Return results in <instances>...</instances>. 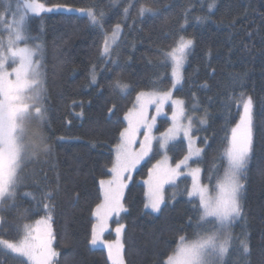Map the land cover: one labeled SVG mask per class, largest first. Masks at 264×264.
<instances>
[{"label": "trees", "instance_id": "1", "mask_svg": "<svg viewBox=\"0 0 264 264\" xmlns=\"http://www.w3.org/2000/svg\"><path fill=\"white\" fill-rule=\"evenodd\" d=\"M16 2L12 0L13 10ZM39 2L68 5L73 10L29 15L28 43L41 46L47 114L44 121L29 120L26 129L28 139L42 140L49 151L23 162L15 199L0 203V217L5 221L0 225V239L18 242L24 224L33 228L47 218L49 213L42 207L47 203L51 206L52 246L58 254L53 264H110L107 251L91 244L93 212L102 200L99 181L111 176L113 149L136 95L152 91L159 77L163 79L157 88L171 89V67L162 66V53L174 45L178 35H184L194 44L183 82L174 95L185 101L188 115L194 117V135L204 150L194 164L202 168L204 183L208 184L213 161L223 151L226 131L230 134L243 112L241 93L253 101V147L242 179L243 211L232 226V250L224 264H264V0H215L211 12L207 11L211 0H133L135 7L127 17L123 9L129 0ZM93 5L97 13L103 10L106 14L105 32L110 33L117 23L123 29L112 55L115 63L106 68L99 58L103 33L79 11ZM141 5L152 7L155 14L139 16ZM185 9H190L187 17ZM4 12L5 2L0 0V15ZM197 16L208 19L199 22ZM6 19L11 22L10 12ZM7 33L0 22V40L4 42ZM93 64L97 65L96 84L89 77ZM117 79L130 85L127 94L114 90ZM201 118L207 122L201 124ZM169 123V118H162L159 130ZM186 151L184 140L170 147L174 161ZM158 156L155 153L128 181L127 211L116 220L125 225V264H160L179 235L192 237L197 214L185 192L190 188L189 178L167 188L159 213L145 208L144 180ZM49 192L52 199H44ZM244 239L250 248L246 255L240 248ZM0 264H21V260L0 251Z\"/></svg>", "mask_w": 264, "mask_h": 264}, {"label": "snow or ice", "instance_id": "2", "mask_svg": "<svg viewBox=\"0 0 264 264\" xmlns=\"http://www.w3.org/2000/svg\"><path fill=\"white\" fill-rule=\"evenodd\" d=\"M5 12L0 15V22L4 24V30L8 31L9 37L5 47L0 40V202L14 200L21 184L22 164L25 160L36 156L39 152L47 153L49 146L42 140L33 142L28 139L26 123L31 119L44 121L47 109L43 106L44 96V72L42 64L41 46H29L30 37L28 32L29 13L39 16L41 13L53 11V8L46 7L45 3L39 0H17L15 9H12V0H4ZM116 0H113L115 3ZM216 6L215 0L207 4V11L211 12ZM59 8L60 6H56ZM135 7L133 0L123 9L127 17L130 10ZM203 7V5H201ZM86 13L91 25L103 33V43L99 49V58L105 65L115 63L112 59L114 47L119 43L123 29L120 23L112 27L110 33L104 31L105 12L96 11L93 5L88 9H79ZM190 9H185V15ZM11 13L12 20L8 22L6 17ZM139 16L155 14L152 7L141 5L138 9ZM208 16H197L196 20L203 22ZM183 31V25L181 26ZM23 43V46H20ZM194 41L184 35H178L173 46L163 51L162 66L171 67L170 80L171 89L182 84L184 79V64L191 53ZM211 56V52H209ZM11 60L15 67L11 73L6 69L7 62ZM104 70V69H101ZM14 74V79L9 77ZM97 65L93 64L89 71L90 82L97 83ZM167 75V73H165ZM159 77L153 81V90L150 92L140 91L135 98L133 107L128 110L125 120L128 126L119 133V140L113 149L114 158L108 172L111 178L99 181L102 200L95 207L93 215L97 223L93 224L91 232V244L96 245L101 234L106 230L109 218L115 214L127 211L122 203L123 191L127 187L126 180H130L129 174L140 163L144 157L153 151V141H157L160 149L167 150L170 142L174 141L178 134L183 131L185 137H189V151L182 160L176 163L175 167L167 165V157L158 162L149 170V179L145 181L149 186L148 203L145 208H151L153 212H159L160 206L164 203L163 187L166 183H172L181 172L182 166L188 168V161L192 157L199 158L203 149L191 147V119L186 117L184 101L173 99L172 91L160 90L157 84L162 81ZM207 87V85H204ZM112 87L123 94H127L130 85L121 79L115 80ZM240 99L243 103V112L239 121L231 127L230 134L226 131L224 137L223 151L214 159L212 169L208 175V184L201 182V169L189 168L188 175L192 178L190 188L185 192L189 197V203L193 205L196 215V223L193 227L192 218L188 224L193 227L192 237L179 235L174 241L175 247L170 248L160 264H224L225 257L232 250L233 236L231 227L242 215L241 194L244 191L242 179L248 167L252 152V126H253V101L251 97L244 99L241 93ZM171 101L172 104V126L159 137L151 135L155 126L156 116L163 111L164 105ZM233 97H229V103ZM155 106L156 115L149 118L147 109ZM227 106V105H226ZM113 105L108 111L112 113ZM188 119V127L182 123ZM205 124L206 119L199 121ZM141 128L144 129L143 140L137 141ZM139 143V150L134 145ZM207 141L205 140V144ZM223 175H220V172ZM31 195L25 193V196ZM35 197H33L34 199ZM44 199L51 200L52 194L46 193ZM43 209L49 213L44 221L51 220V206L42 204ZM5 223L0 217V225ZM124 225L117 221L115 232L117 239L107 243V256L111 264H125L123 258V244L120 236ZM23 235L18 242H10L0 239V251L6 254H16L21 264H53L54 258L58 255L52 248L54 238L50 227L45 235L37 230L33 235L30 225L24 224ZM240 248L243 254L250 251L246 239L240 240ZM26 258V259H25Z\"/></svg>", "mask_w": 264, "mask_h": 264}, {"label": "rangeland", "instance_id": "3", "mask_svg": "<svg viewBox=\"0 0 264 264\" xmlns=\"http://www.w3.org/2000/svg\"><path fill=\"white\" fill-rule=\"evenodd\" d=\"M56 6H60V7L57 8ZM46 7L53 8V11H51V12H56V11H71V10H73L70 6H68V5H63V4L46 5ZM51 12L45 11V12H43V13H51ZM80 12H81V11H80ZM43 13H41V14H43ZM29 15H33V14L29 13ZM8 37H9V33H7V37H6V39L4 40V45H5V47H6V45H7ZM28 44H29V43H28ZM20 46H23V43H21ZM29 46L34 47V46L31 45V44H29ZM186 63H187V61H186ZM186 63L184 64V69H185ZM13 67H15V64H13V63L11 62V60H9V61L7 62V64H6V69H7V71H8L9 73H11V70H12ZM183 75H184V73H183ZM9 78H10V79H14V78H15V77H14V74H12ZM180 85H181V84H180ZM180 85H177L176 88H178ZM176 88H175V89H176ZM175 89H171V91H172V97H173V99H180V98H178V97H176V96L174 95V90H175ZM144 92H146V91H144ZM180 100H183V99H180ZM183 101H184V100H183ZM184 105H185V101H184ZM172 111H173L172 104H171V101H169V102H167V103L164 105L162 113H161L160 115L156 116L155 126H154L153 129H152L151 135H153V136H155V137H159L162 133L166 132L167 129H168L169 127L172 126V119H171ZM185 113H186V117L190 118L191 121H192V123H191V128L189 129V136L191 137V147H192V149H195V148H201L200 145H199V143H198V139H197V137L194 135V124H195V122H194V117H191V116L188 115V113H187V111H186V106H185ZM147 114H148L149 118L152 117V116H154V115H156V111H155V106H154V105L148 107V109H147ZM125 115H126V114H125ZM124 117H125V116H124ZM162 118H169L170 123H169V125H168L164 130H159L160 120H161ZM125 122H126V126H125V127H127V126H128V121L125 120ZM182 123L184 124V126H185L186 128L188 127V119L183 120ZM143 132H144V129L141 128V130H140V134H138V136H137V141H141V140H143ZM180 140H184V142H185V144H186V146H187V151H186V153H185L182 157H180V158H178L176 161H174V160L172 159V155H171V153H170V147H171L172 145H174L175 143H177L178 141H180ZM134 148H135L136 150H139V143H137L136 145H134ZM201 149H202V148H201ZM188 151H189V137H185V136L183 135V131H181V132L178 134L177 138H176L174 141L170 142V145H169V147L167 148V150L160 149L159 146H158L157 141L154 140V141H153V151H152L151 153H149L148 156L144 157V159H142V160L140 161V163L136 166V168L133 169V170H132L129 174H127V175H130L131 177H132L133 175H135L136 172H137V171H138V170H139V169H140V168H141V167H142L147 161H149L150 158H151L155 153L158 154L159 156H158L157 160H155V161L152 163L150 169H152L153 166L156 165L158 162H162V161H164V160H165V156L167 157V165H169V166H171V167H175L176 163H178L180 160H182V159L184 158L185 155L188 154ZM197 159H198L197 157H192V159H190V160L188 161V168H185V167L182 166V168H181V172L184 173L183 175H179V176H177V177L175 178V181L172 182V183H166V184H164V187H163L164 203H165V200H166V190H167V188L177 186L178 183L180 182V180H181L182 178H189V179H190V182L192 183V178H191V176L187 174L189 168H197V167H199V168L202 170V168H201L200 166L194 164V161H196ZM110 178H111V176L108 177V178H106V179H104V180H108V179H110ZM148 179H149V173H148L147 177L145 178L144 183H145V181H147ZM127 182H128V180L125 181V183L128 185ZM201 182L204 183L203 178H202V171H201ZM204 184H207V183H204ZM145 186H146V197H147V202H146V203H148V200H149V198H148L149 186H148V184H146V183H145ZM190 187H191V184H190ZM126 188H127V187H126ZM126 188H125L124 191H123V199H122V203H123V204H124V196H125ZM0 203H1V202H0ZM164 203L161 204V206H160V211H161V208L163 207ZM147 209H148L149 211H151L152 213H159V212H160V211H159V212H153L152 209H151L150 207L147 208ZM122 213H123V212H121V213L119 214V216H116L115 214H113V215L109 218V220H108V225H107L106 230L101 234V236H100V240L98 241V243H97L96 245H93V244H92V247H94V248H104V249L107 251V243H108V242H113V241H115V240L117 239V234H116V232H115V229H116V227H117V222H116V220H118V218L121 216ZM94 218H95V223H97V219H96L95 216H94ZM46 219H47V218H43V219H40L39 221H44V220H46ZM237 220H238V219H237ZM237 220H236V221H237ZM236 221H235V222H236ZM235 222H234V223H235ZM95 223H94V224H95ZM119 223H120V222H119ZM234 223H233V224H234ZM120 224H122V223H120ZM123 225H124V224H123ZM124 226H125V225H124ZM232 226H233V225H232ZM49 227H50L51 232H52L51 221H48L46 224H45V223H41V224H39V225L36 223V224L34 225V227L32 228V230H33V235H34V236L37 235V230H39V233H40L41 235H45V234L47 233ZM231 230H232V227H231L230 231H231ZM124 231H125V227H124V229L122 230V233H121V236H120V240H121V243L123 244V253H122V254H123V258H124V260H125V257H124ZM231 234H232V231H231ZM51 246H52V245H51ZM52 248H53V246H52ZM53 250H54V249H53ZM54 251H55V250H54ZM226 257H227V256H226ZM226 257H225V259H226ZM54 259H55V258H54ZM109 262H110V261H109ZM110 264H111V262H110Z\"/></svg>", "mask_w": 264, "mask_h": 264}, {"label": "crops", "instance_id": "4", "mask_svg": "<svg viewBox=\"0 0 264 264\" xmlns=\"http://www.w3.org/2000/svg\"><path fill=\"white\" fill-rule=\"evenodd\" d=\"M129 181V180H128ZM128 183V182H127Z\"/></svg>", "mask_w": 264, "mask_h": 264}]
</instances>
